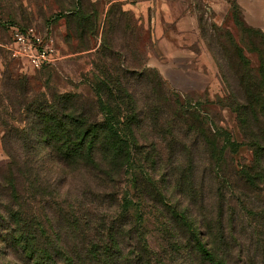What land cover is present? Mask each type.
Listing matches in <instances>:
<instances>
[{
    "label": "trees",
    "instance_id": "trees-1",
    "mask_svg": "<svg viewBox=\"0 0 264 264\" xmlns=\"http://www.w3.org/2000/svg\"><path fill=\"white\" fill-rule=\"evenodd\" d=\"M138 65L131 73L138 86L147 87L146 105L129 101L121 87L129 72L118 69L114 74L101 71L85 96L51 93L35 104L30 124L34 140H23L25 146L42 147L45 156H10L9 165L0 170V257H11L12 264H243L236 259L244 247L222 211L226 203L217 207L224 216L198 217L193 207L206 188L195 182L192 165L183 167L181 155H175L184 145L175 131L186 129L207 147L215 144V134L199 111L177 101L156 71L144 62ZM261 76L258 89L264 88ZM259 92L250 98L264 114ZM93 96L96 104L88 101ZM143 125L165 146L166 157L147 137L138 138ZM221 150L204 155V175L216 181L218 196L225 199L226 194L234 196L235 188L224 174ZM251 171L244 167L234 177L256 186L260 175ZM125 183L134 194H120ZM233 217L230 225L238 223ZM150 220L157 237L151 235Z\"/></svg>",
    "mask_w": 264,
    "mask_h": 264
},
{
    "label": "rangeland",
    "instance_id": "rangeland-1",
    "mask_svg": "<svg viewBox=\"0 0 264 264\" xmlns=\"http://www.w3.org/2000/svg\"><path fill=\"white\" fill-rule=\"evenodd\" d=\"M178 1L181 0H170L176 10ZM189 1L197 16L200 38L210 54L211 68L199 59L193 61V65L201 67L203 74L193 73L199 69L191 68L184 70L192 72L186 75L163 76L157 68L144 66L159 74L178 102L199 111L204 116V124L215 134V144L207 147L197 144L196 136L192 137L186 129L174 132L184 143L176 149L175 155H181L183 167L192 165L195 182L206 188L199 199L202 207H193L195 214L205 217L204 213H210V219H214L219 214L224 216L222 211L226 212L229 227L238 232L235 237L239 236V244L244 247L242 257L236 260L243 264H264V114L256 110L254 99L250 98L258 96L259 91L264 96V88H256V81L264 74V2ZM9 26L23 30L32 28L44 41L53 39L57 56L51 65L34 70L25 61L13 58L9 51L12 42ZM149 35L137 25L131 13L123 11L120 3L111 4L104 13L101 4L93 0H0L1 172L9 165L10 156L22 159L28 152L45 156L42 147L31 142L25 146L23 139L34 140V132L30 130L35 120L34 106L39 100L50 99L51 93H91L93 84L101 79V71L114 74L116 69L117 72L127 70L129 73L124 72L127 77L122 78L121 87L128 91L133 104L146 105L147 87L138 86L131 72L145 62L146 47H153ZM89 98L91 104L96 102L95 96ZM142 136L157 145L156 151L166 157L165 146L158 143L154 132L144 125L138 132L140 140ZM224 139H228L227 144ZM218 148H222L224 154V174L235 188L234 196L226 194L225 199L218 196L216 181L210 179L208 173L204 175L208 166L204 155ZM244 167L260 175L255 180L256 186L255 183L246 186L244 181L234 177V173ZM75 184L80 185V182ZM128 187L125 183L120 194H134ZM58 200H77L83 204L93 201ZM183 202L187 203L188 199ZM221 203L226 205L218 211ZM102 204L106 208V204ZM149 210L150 207L146 209L148 214ZM149 215L152 219V214ZM233 216L238 223L234 220L230 225ZM151 221V235L157 237ZM154 236L149 237L152 247L156 245ZM235 247L236 251L240 250ZM12 263L11 257H0V264Z\"/></svg>",
    "mask_w": 264,
    "mask_h": 264
},
{
    "label": "crops",
    "instance_id": "crops-1",
    "mask_svg": "<svg viewBox=\"0 0 264 264\" xmlns=\"http://www.w3.org/2000/svg\"><path fill=\"white\" fill-rule=\"evenodd\" d=\"M189 2L178 1L176 10L170 0H112L109 3L99 1L104 13L111 4L120 3L123 11L131 13L137 25L145 33L149 32L153 47H146L144 64L157 68L163 76L175 73L186 75L192 72L184 70L191 68L199 69V72L193 73L203 74L201 67L193 65V61L199 59L205 61L207 68H211L208 63L210 54L200 38L197 16ZM214 4L213 1L212 5Z\"/></svg>",
    "mask_w": 264,
    "mask_h": 264
},
{
    "label": "built area",
    "instance_id": "built-area-1",
    "mask_svg": "<svg viewBox=\"0 0 264 264\" xmlns=\"http://www.w3.org/2000/svg\"><path fill=\"white\" fill-rule=\"evenodd\" d=\"M96 1L109 3L112 0ZM9 30L12 34L9 51L13 58L25 61L34 70L51 65L55 56H57L53 39L44 41L32 28L23 30L18 27H11Z\"/></svg>",
    "mask_w": 264,
    "mask_h": 264
}]
</instances>
